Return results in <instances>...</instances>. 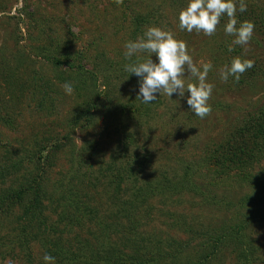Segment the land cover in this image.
<instances>
[{
  "label": "rangeland",
  "instance_id": "374dc122",
  "mask_svg": "<svg viewBox=\"0 0 264 264\" xmlns=\"http://www.w3.org/2000/svg\"><path fill=\"white\" fill-rule=\"evenodd\" d=\"M125 1L127 10L115 7L113 0H0V69L4 68L6 74L7 68L17 70L21 78L17 79L21 88L16 89L14 84L7 88L0 76L1 113L11 117L9 125L0 122V154L7 145L9 150H18L23 158L27 152L36 153L45 139L55 143V139L68 136L72 140L64 143L53 157L45 184V206L50 221L66 232L64 246L66 240H70L71 249L80 248L73 238L75 234L90 241L89 250L104 249L106 241L102 230L107 229L110 244L121 249L125 257L130 256L133 262L138 260L134 264H195L199 256L207 253L210 255L207 264H244L238 258L240 244L235 243L238 236L242 248L249 252L248 263L264 264V222L257 221L255 214L256 209L264 207L259 203L264 199V181L252 184L234 173L230 176L217 174L215 165L205 161L238 125L245 110L264 101V80L251 84L249 81L237 87L221 80L222 69L214 66L215 62H221L225 52L226 56L233 53L228 49L234 37L224 32L227 16L221 18L212 36H206L179 28L178 17L188 0H177L175 4L165 0L161 6L166 18L158 21L157 27L171 31L184 41L198 67L209 61L213 65L208 74V82L214 85L208 101L210 114L203 119L194 115L187 104V91L184 97L174 94L170 99L161 91L154 104H147L150 106L148 125L142 127L138 142L129 148V151L141 150L142 146L147 148L151 154L146 157L145 172H154L156 179L179 186L178 192L165 193V197L156 191L146 193L148 200L138 205L130 218L123 217L117 205L118 199L126 201V198L122 194L115 197L114 178L110 179L107 164L112 154L117 156L114 152L119 142L126 139L118 135L111 118L118 117L115 106L145 105L137 97V77L127 84L111 79L110 86L116 95L101 98L96 118H92L89 126L72 130V117L80 100L75 92L72 95L64 93L62 85L65 82L58 80L52 60L48 61L46 56L63 60L64 56L72 58L81 52L94 58L97 52L103 53L106 62L112 64L142 60L143 53L131 59L124 55V45L131 40V17L150 13L152 6L164 0ZM246 4L262 7L264 0H246ZM235 49L264 69L263 35L254 33L248 45L233 46ZM152 59L155 62L154 55ZM82 65L86 71L93 69L86 61ZM105 66L94 71L98 77L97 86L102 82L99 69ZM110 69L114 68L110 66ZM34 76L42 77L40 84L46 86L44 97L39 87L28 88L27 81ZM185 77L186 86L196 83L189 73L186 72ZM68 82L74 84V81ZM100 90L105 89L101 87ZM120 151L116 162L124 164L126 156ZM224 165L231 169L230 165ZM186 167L191 168L187 176ZM253 169L254 176L261 174L264 179V161H258ZM139 180V185H143L141 182L145 180L142 177ZM82 188L86 194L75 190ZM121 189L126 187L123 185ZM77 214L85 220L80 228L73 223ZM233 229L240 230L237 236ZM225 235H230L232 240L216 249L218 242L214 239ZM37 241H33L32 264H44L45 251ZM0 264H10V260L0 261ZM11 264L27 263L19 259ZM126 264H129L128 259Z\"/></svg>",
  "mask_w": 264,
  "mask_h": 264
},
{
  "label": "trees",
  "instance_id": "16d2710c",
  "mask_svg": "<svg viewBox=\"0 0 264 264\" xmlns=\"http://www.w3.org/2000/svg\"><path fill=\"white\" fill-rule=\"evenodd\" d=\"M168 1V0H167ZM172 4L177 3V0H169ZM115 7L121 6V8L127 10L126 1L121 0L119 4L113 2ZM165 4L162 1L158 6H152L150 13L146 15L137 14L131 18L132 32L130 34L131 40H135L138 35L145 32L150 26H158L160 21L166 18L164 8H161ZM239 21H251L254 23V33L257 35H263L264 37V6L247 4V11L245 13L238 14ZM159 21V22H158ZM233 53L230 56H226V52H222L224 56L221 58V62L214 63V66L219 69H223L225 66L230 65L231 61L235 57H243L241 50H232ZM103 53L95 54L94 58H90L87 55H83L81 52L75 53L71 58L70 56H64V59L56 58L55 56H46L47 60H52L51 64L57 71V78L61 82L74 81L73 87L76 97L80 100V103L76 106L74 120L72 121V130L84 127L86 128L93 121L92 118H96L98 112L97 104L101 98H113L116 94L114 89L111 88V79L118 81L119 83H125L135 80L134 74H129L125 71V65L133 63L135 60L125 62L110 63L106 62ZM91 59V60H90ZM93 59V60H92ZM250 59V58H249ZM91 64L93 69L86 71L82 62ZM254 65L251 69L247 70L240 76L238 82L232 77L227 82H232L237 87H241L244 84H250L259 79L264 80V69ZM108 64V65H107ZM106 65L102 69H99L101 73V86L98 85V77L94 72L101 66ZM66 66V70H62V67ZM114 68V69H110ZM7 67V66H6ZM18 69V66L16 67ZM0 69V76L3 78V82L6 87H10L13 84L16 89L21 88V82L17 79L20 78V74L17 70L7 68V74ZM66 76L64 77V75ZM129 75V76H128ZM68 76V77H67ZM112 76V77H110ZM67 77V79H66ZM123 81V82H122ZM30 83L29 87H39L41 96L45 95L46 86L41 85L42 77L34 76L32 80L27 81ZM24 81H22V87H24ZM120 84V85H121ZM103 87L105 90L101 91ZM107 88V89H106ZM114 88H118L114 86ZM44 97V96H43ZM136 101V99H132ZM133 102V101H132ZM150 103L149 105L154 104ZM145 104H123L121 106H115L114 112L118 115L117 118H111V123L117 128L118 135H121L117 150L114 154H117V158H120L121 151L126 156L125 163L117 164L116 157L112 154L110 163L107 164V171L110 173L114 183L115 197L118 194H122L126 198V201L118 199L117 205L120 211L123 213V217H129L133 214L134 210L138 208L140 204L147 201L146 193L156 191L162 197H165V193H176L180 190V187L171 184L165 180H158L153 175L154 172H145L146 163L148 157L151 154L150 151L143 147L141 150L129 151L130 145L137 143L138 136L143 126L148 125L147 118L150 114V106ZM42 107V105H41ZM40 107V108H41ZM2 109L0 107V122L4 125L11 124L8 115L2 116ZM112 113V111H110ZM72 140L68 136H63L62 139H55V143L52 139H45L40 148L36 150V153L32 154L27 152L25 157L20 158L18 150L13 151L4 145V152L0 154V261L6 260L17 261L19 259L24 260L27 264H32V248L34 246L33 241H37L41 244L44 251L55 257L56 264H126L128 259L129 264H134L138 260H133L131 257H125L121 253V249L112 246L109 242V233L106 230H102L105 235V248L97 249L95 252L90 249V241L82 240L79 234H75L73 237L80 248L71 249L69 244L70 240H66L67 247L64 246V234L65 231H60L56 224L50 221V216L47 213V201L46 194V180L48 168L51 165L53 157L58 150L62 149L65 144L71 143ZM1 148V147H0ZM92 148V147H91ZM150 153V154H149ZM147 157V158H146ZM207 163L215 165L218 169H214L217 174L230 176L234 173L235 176L241 177L243 180L250 181L255 184L258 181H264L261 174L254 176L253 168L258 161H264V101L260 102L256 106L250 109H246L244 115L241 117L238 125H236L231 132H229L224 140L215 147L212 152L209 153ZM224 164L230 165L231 169H228ZM208 166V165H207ZM31 167L32 169H28ZM23 171H27L25 174ZM30 170V171H28ZM190 167H186L185 175L187 176ZM235 170V171H234ZM230 174V175H229ZM252 174V176H251ZM143 178V185H139V178ZM252 178V180H250ZM155 180V181H154ZM110 183V182H109ZM126 187L122 191V187ZM80 194H86L85 189H75ZM131 192V193H130ZM162 193V194H161ZM119 196L118 198H120ZM145 197V198H144ZM251 199V198H250ZM252 200V199H251ZM253 200L251 201V203ZM259 203L264 206V199ZM257 205V203H255ZM86 210V208H85ZM88 214H91L89 211ZM257 221L264 222V207L262 209H256ZM94 215V214H93ZM118 215V214H117ZM91 216V215H90ZM89 216V217H90ZM122 217V216H121ZM253 221V218L251 219ZM85 222L80 215H76L73 219L74 226L81 227V223ZM239 229H233V234L237 236ZM58 235V236H56ZM69 236L72 234H68ZM53 236L54 238H51ZM40 238V239H39ZM216 249L219 246L229 244L231 239L230 235L218 237ZM240 237H236V244H240L238 258L244 261V264L248 263V250L245 251L242 248V242ZM65 247V248H64ZM78 251V253H76ZM87 251V252H85ZM213 257V255H211ZM209 253L199 256L198 261L195 264H207L209 260ZM40 264V263H39Z\"/></svg>",
  "mask_w": 264,
  "mask_h": 264
},
{
  "label": "clouds",
  "instance_id": "9594fccd",
  "mask_svg": "<svg viewBox=\"0 0 264 264\" xmlns=\"http://www.w3.org/2000/svg\"><path fill=\"white\" fill-rule=\"evenodd\" d=\"M119 4L121 0H113ZM247 11L246 0H188L187 6L179 14V28L189 33L202 32L212 36L221 18L227 16L228 22L224 32L234 37L229 51L233 46L248 45L253 37L255 25L251 21L239 22L237 13ZM124 55L131 59L138 53L145 54L142 60L125 65V71L138 78V95L142 103L150 104L157 99L161 91L170 99L174 94L184 97L189 93L187 104L192 113L201 119L211 112L208 103L213 93L214 85L208 82V74L213 65L209 61L199 67L193 62L187 44L177 39L171 31L160 27L150 26L138 37L125 43ZM155 56V62L152 57ZM254 61L235 57L230 65L225 66L219 73L221 80L227 82L232 77L236 82L240 76L251 69ZM196 79V83L185 84V73ZM129 76V75H128ZM66 95H72L74 87L70 82L62 85ZM44 264H56L55 257L44 253ZM11 264V262H10Z\"/></svg>",
  "mask_w": 264,
  "mask_h": 264
}]
</instances>
